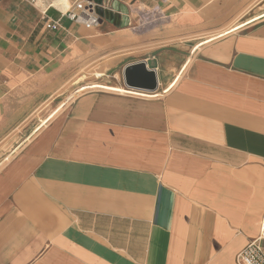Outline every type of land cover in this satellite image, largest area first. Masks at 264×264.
<instances>
[{"label": "crops", "instance_id": "crops-1", "mask_svg": "<svg viewBox=\"0 0 264 264\" xmlns=\"http://www.w3.org/2000/svg\"><path fill=\"white\" fill-rule=\"evenodd\" d=\"M77 1L0 0V264H236L264 215V0H100L94 30ZM88 69L125 91L65 104Z\"/></svg>", "mask_w": 264, "mask_h": 264}, {"label": "built area", "instance_id": "built-area-1", "mask_svg": "<svg viewBox=\"0 0 264 264\" xmlns=\"http://www.w3.org/2000/svg\"><path fill=\"white\" fill-rule=\"evenodd\" d=\"M100 9L103 16L100 14ZM110 9V6L99 5L96 0H79L75 3L63 17L70 20L72 23L84 26L88 30H94L101 26L105 13ZM157 17L154 14L139 11L140 26L144 28L152 27V23L157 22ZM60 26L59 21L50 22L47 25L49 30H57ZM236 264H264V215L261 220L259 235L250 240L246 247L239 252L235 260Z\"/></svg>", "mask_w": 264, "mask_h": 264}, {"label": "water", "instance_id": "water-1", "mask_svg": "<svg viewBox=\"0 0 264 264\" xmlns=\"http://www.w3.org/2000/svg\"><path fill=\"white\" fill-rule=\"evenodd\" d=\"M97 3L102 5L101 2L99 3L97 1ZM100 14L103 16L101 9ZM123 79L126 87L151 94L154 93L159 86V79L155 71L154 63L147 65L146 62H139L127 66L123 72Z\"/></svg>", "mask_w": 264, "mask_h": 264}, {"label": "rangeland", "instance_id": "rangeland-1", "mask_svg": "<svg viewBox=\"0 0 264 264\" xmlns=\"http://www.w3.org/2000/svg\"><path fill=\"white\" fill-rule=\"evenodd\" d=\"M97 1H100V0H97ZM108 7V5H107ZM110 14L109 17L112 16V12L107 10L106 11V17H108V14ZM102 72L104 73V75H107L105 74L104 71H94V70H86L85 72H83L81 74V77L80 78H76L74 79L73 81H71V84H70V96L71 98L66 100L65 104L68 103L70 100L73 101L75 99V97L77 95H82L86 92H89L91 90H107V91H113V92H124L125 90L124 89H121V88H115V87H110V86H107V85H104L102 84L101 82L99 81H95V78L97 77L98 79H101V77H103L104 75L102 74ZM109 76V75H108ZM106 76V79L107 77ZM84 82V83H83ZM81 86V87H80ZM76 90V93H79V94H74V91ZM56 112H53L48 119L52 118L54 115H55ZM45 123V122H44Z\"/></svg>", "mask_w": 264, "mask_h": 264}, {"label": "bare ground", "instance_id": "bare-ground-1", "mask_svg": "<svg viewBox=\"0 0 264 264\" xmlns=\"http://www.w3.org/2000/svg\"><path fill=\"white\" fill-rule=\"evenodd\" d=\"M108 14V17L110 16V14L109 13H107ZM110 18V17H109ZM119 19V18H118Z\"/></svg>", "mask_w": 264, "mask_h": 264}]
</instances>
